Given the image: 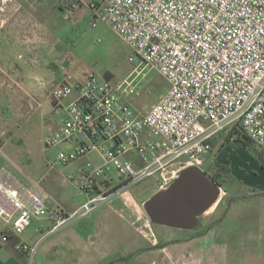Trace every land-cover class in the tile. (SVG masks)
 I'll return each mask as SVG.
<instances>
[{
	"label": "built area",
	"instance_id": "built-area-1",
	"mask_svg": "<svg viewBox=\"0 0 264 264\" xmlns=\"http://www.w3.org/2000/svg\"><path fill=\"white\" fill-rule=\"evenodd\" d=\"M88 7L91 25L110 26L169 89L149 112L137 115L119 87L93 74L55 86L51 99L60 123L43 143L70 147L52 166H69L92 152L101 162H88L70 176L89 199L65 218L59 206L49 210L48 194L38 183L26 186L4 171L0 219L14 233L47 212L53 233L150 177L159 176L158 189H167L184 169H202L211 141L237 126L264 152V0H103ZM78 8L73 2L69 10ZM113 174L121 181L116 189ZM38 248L17 245L29 264L36 263Z\"/></svg>",
	"mask_w": 264,
	"mask_h": 264
},
{
	"label": "rangeland",
	"instance_id": "rangeland-1",
	"mask_svg": "<svg viewBox=\"0 0 264 264\" xmlns=\"http://www.w3.org/2000/svg\"><path fill=\"white\" fill-rule=\"evenodd\" d=\"M30 1L37 2L44 9L40 13L43 25L36 28L41 41L26 44L18 30H13L15 35L6 41L3 35L8 32V27L0 30V81L9 84L5 88L0 86V169H7L26 186L40 183L44 191L46 189L53 195L55 204L48 203L49 210L59 206L66 212L65 218L81 207L89 196L69 180L86 165V161L82 159L69 166L59 164L53 167L59 153L70 146L49 148L43 143L47 132L60 123L51 99L55 86L64 79L84 81L93 74L99 80L110 81L119 87L121 97L131 105L135 114L144 115L167 93L169 83L157 70L137 58L110 26L103 23L92 26L88 5L70 12L66 5L61 9L62 0ZM68 1L76 3L79 8L82 6L81 0ZM0 16L5 18V13L1 11ZM131 57L135 61H131ZM218 146L222 144L218 143ZM236 151L230 148L226 154L221 153L222 149H214L205 157L202 166L210 176L219 172L221 167L226 168V181L222 182L223 189L228 191L222 195L225 199L242 195L249 185L259 186L262 180L243 178L246 165L251 162L242 150ZM89 159L97 164L101 162L97 152L89 154ZM111 178V187L119 188L120 178L115 174ZM158 180L159 176H154L132 185L101 204L91 215L77 217L50 233L53 235L49 236L50 240H55L54 234L63 228L74 225L78 228L71 241L75 252L68 250L65 243L56 242L57 248L52 254L55 264H110L121 253H135L131 261L136 264L152 260L161 262L168 255L176 259L167 250L153 246L174 239L175 231L153 224L144 208V202L156 193ZM235 184L237 190L232 189ZM225 209L226 203H223L219 212ZM242 211L243 208H239L236 212ZM206 218L209 219L205 217L202 222ZM50 221L52 229L54 222ZM45 224L42 219L40 222L35 219L31 227L15 235L35 243L39 237L45 236V232L40 233V226ZM82 253L86 257L79 260L77 254L82 257ZM194 258L189 254L182 264H195ZM35 261V264H41L39 255Z\"/></svg>",
	"mask_w": 264,
	"mask_h": 264
},
{
	"label": "crops",
	"instance_id": "crops-1",
	"mask_svg": "<svg viewBox=\"0 0 264 264\" xmlns=\"http://www.w3.org/2000/svg\"><path fill=\"white\" fill-rule=\"evenodd\" d=\"M81 1L82 6L76 11L93 2L92 0ZM65 5L70 7L71 1L62 0L61 9H64ZM1 11L5 13V18H1L0 16V30L8 27V32L3 35V37L6 38V41L7 38L11 39V36L15 35L13 30L21 32L20 38L26 44H35L36 42L41 41L36 33V28L43 25V16H41L40 13H42L44 9L41 5L30 0H0V14ZM9 29H12V32ZM8 85L9 84H6L5 81H0V86L2 88H5V86ZM75 97L76 95L66 99V102H70ZM1 130H3V127H1ZM4 134L5 133L2 131V135ZM220 140L221 138L217 139L219 145L222 143ZM218 143L213 150L216 149V151H221L222 149L221 153L227 154L225 151H228L230 148L226 146H218ZM235 150L240 152L243 151L245 158H248L251 162L246 165L247 170L244 171L243 178L245 180H252L253 178L262 180L259 186L254 187L253 185H249L245 190V193L242 195L229 197H241L253 192L262 193L264 191V152L259 151L258 153H255L254 151H246L241 148ZM83 160L86 161V164L88 162L97 164L89 159V155L83 158ZM229 170L233 171L231 168H229ZM4 171L9 172L7 169L2 168L0 169V176ZM38 184L40 185V183ZM237 188L238 185L235 184L232 189L237 190ZM222 190L223 194L228 193V191L223 188ZM157 191H159V189L155 190V192ZM45 192L49 197V205L53 206L55 202L52 199V193L46 189ZM222 200L223 198L211 212H207L200 218L198 226L193 230L172 229L164 226L166 229L175 231V238L168 239L166 241L167 245L158 249L167 250L172 256L174 254L176 259L168 255V259L161 260L162 264L185 263L186 256L189 254H193V257H195V264H264V196L242 199L236 203H226V209L228 205L229 207L225 218L224 215L226 209L223 212H219V207L223 204ZM239 208H243V211L238 214L236 211ZM205 217H208L209 219L206 218L205 222H202V219ZM222 218L223 221L219 223V220ZM40 220L37 221L40 222ZM42 221H45L46 224L40 226V233L45 232V236H43V238L39 237L34 243L20 239L15 235L12 228L0 219V264H29L30 260L27 253L21 252L17 249L19 243H27L30 245L38 244V255L40 256L41 264H55L53 260L55 257L52 254L57 248L56 242L58 241L65 243L68 250H75L71 247L74 231L78 229L75 225L73 227L67 226L63 228L54 234L56 238L55 240H50L49 236L52 234H50L51 221L49 216L42 218ZM212 225V228L206 230L207 226ZM5 237L6 239H4ZM45 237L47 238L45 239ZM42 239L45 240L43 241ZM157 245L158 242L153 244L154 247ZM83 252H85V249ZM85 257L83 256V253L82 257H80V254H77L79 260H82Z\"/></svg>",
	"mask_w": 264,
	"mask_h": 264
},
{
	"label": "water",
	"instance_id": "water-1",
	"mask_svg": "<svg viewBox=\"0 0 264 264\" xmlns=\"http://www.w3.org/2000/svg\"><path fill=\"white\" fill-rule=\"evenodd\" d=\"M222 188L207 172L190 166L169 188L157 191L146 200L144 208L153 224L190 231L221 201Z\"/></svg>",
	"mask_w": 264,
	"mask_h": 264
},
{
	"label": "trees",
	"instance_id": "trees-1",
	"mask_svg": "<svg viewBox=\"0 0 264 264\" xmlns=\"http://www.w3.org/2000/svg\"><path fill=\"white\" fill-rule=\"evenodd\" d=\"M221 144L222 146H226L228 148L231 149H237V148H241L243 150L246 151H254L255 153H258L259 150L253 145V143L251 142V140L247 137L246 133L244 132L243 128L241 127H235L233 130H231L228 134H223L221 136ZM213 148L216 147L218 141L217 140H213L211 141ZM226 168L221 167V170L219 172H216L215 174H212L211 177L213 179H215L218 183H220L222 185V182H225V177H226V173L225 172ZM258 196H264V191L262 193H249L246 194L244 196L241 197H228V199L223 198L222 203H236L239 200L242 199H248V198H252V197H258ZM229 207V205H228ZM228 207L226 209V213L224 215H227V211H228ZM223 221V218L219 220V223H221ZM212 226H207L206 230H209L210 228H212ZM165 245H167V243H161L158 244L157 246H155V248H162L165 247ZM136 256L135 253H127V254H120V256H116L115 258H113L114 260L110 263V264H124V263H129L134 257Z\"/></svg>",
	"mask_w": 264,
	"mask_h": 264
}]
</instances>
